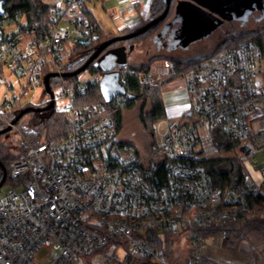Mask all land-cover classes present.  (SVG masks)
<instances>
[{
  "label": "built area",
  "instance_id": "2783aa9c",
  "mask_svg": "<svg viewBox=\"0 0 264 264\" xmlns=\"http://www.w3.org/2000/svg\"><path fill=\"white\" fill-rule=\"evenodd\" d=\"M97 1L50 2L56 22L39 38L20 31L23 16L0 15V122L16 129L5 120L13 110L52 100L68 125L57 141H22L25 150L6 169L0 166L1 186L8 180L14 188L0 197V264H173L165 254L167 239L187 246L182 264H202L207 238L225 239V226L264 217V209H250L234 189L214 187L199 164L234 156L245 187L263 188L264 162L252 165L264 154L261 47L244 40L182 75L185 115L162 121L158 137L140 152L116 134L104 106L82 100L102 72L67 83L50 77L52 98L35 100L44 76L64 73L70 50L87 41L83 14ZM173 68L166 62L164 71L149 70L138 80L160 85ZM59 83L56 94L52 86Z\"/></svg>",
  "mask_w": 264,
  "mask_h": 264
},
{
  "label": "trees",
  "instance_id": "16d2710c",
  "mask_svg": "<svg viewBox=\"0 0 264 264\" xmlns=\"http://www.w3.org/2000/svg\"><path fill=\"white\" fill-rule=\"evenodd\" d=\"M173 3L174 0H171L166 17L159 23L150 27L145 33L126 41L113 43L111 47H114L115 44L125 45V43L141 38L149 31L158 28V26L168 18L172 10ZM139 6L140 4L137 0V2L134 4V7L137 11L139 10ZM0 9L2 13H5L7 16H23L25 21L22 25H20V31L33 34L37 38L45 35L48 31V28L56 22L57 18L56 16L51 15L54 6L44 0H0ZM164 9V0H150L147 16L144 19H140L135 26L130 28L126 27L119 30L116 35H124L136 31L148 21L158 17ZM83 22L88 24L87 41L85 43L78 44L77 47L82 52L81 56L73 58L71 61H69V64L65 69L66 72H71L79 68L99 44L112 37L111 35L103 32L89 9L83 14ZM248 39H253L258 42L264 57V24H262L252 30H242L235 34H227L219 42L216 49L205 57L190 61L183 59L171 60V62L174 64V68L168 71L167 75L158 86L149 87L140 83L138 80V77L141 73L149 71V64L138 66H130L126 64V67L120 70V83L124 89L123 95H120L118 99L114 97L112 98L111 102L106 103L102 97L99 82H95L91 83L87 92L82 94V100L88 104L98 103L101 106H104L108 115H110L112 118L117 135L120 134L122 128L124 111L131 110L136 100L141 99L149 102L148 112H141L139 119L144 131L149 135L150 139H153L154 124L167 119L162 101V88L169 82L179 79L182 75L192 71L198 64L209 57L233 48L240 42ZM86 70H89L90 72H100L94 69L92 64H90ZM65 80L69 82L72 80V78H65ZM54 81V78L49 80L50 84ZM45 106H47V104H43L41 108ZM24 108H26V106H21L13 110L10 115L5 117V120L11 122ZM182 115H185V113ZM25 116H31L38 119L37 126L30 130L27 129L23 123V118ZM14 125L17 131L21 133V142L19 143L17 153L9 154L5 148V145L0 142V166L4 167L5 169L11 160L16 158L19 153L25 150L22 146V141L28 142L30 145H37L45 140L57 141L62 139L68 132L66 119L54 108L47 110L45 113L28 112L19 118ZM5 128V124L0 122V130ZM6 133L0 135V139ZM220 141L223 140L221 139ZM127 143L134 146L130 142ZM223 144L225 150L234 149V145L230 143ZM199 164L208 175L214 187H218L220 189L232 188L236 192L243 195L246 204L250 209H264V189L259 186L255 192H250L245 187L244 183L246 174L243 170V167L234 156L229 158L202 160L199 162ZM225 229L227 230L226 236L246 238V232L252 231L257 235H260L259 237L262 238L264 237V217L254 216L250 219L244 220L243 222H236L225 226ZM168 240L169 239H167L165 243V254L167 256H169L171 253L172 247V241ZM154 243L157 245L159 244V242L156 241H154ZM127 262L128 264H150L144 261V259H129ZM211 263L213 262L206 258L202 259V264ZM213 264L216 263L214 262Z\"/></svg>",
  "mask_w": 264,
  "mask_h": 264
},
{
  "label": "rangeland",
  "instance_id": "374dc122",
  "mask_svg": "<svg viewBox=\"0 0 264 264\" xmlns=\"http://www.w3.org/2000/svg\"><path fill=\"white\" fill-rule=\"evenodd\" d=\"M44 1L53 3L56 0ZM138 1L140 2V0ZM90 9L104 33L112 37L119 36L116 34L121 30L119 28L120 21H114L110 17L111 15L104 12L102 8L90 5ZM147 13L148 6L145 14H141L138 11L136 23L127 27L135 26L140 19H144L147 16ZM262 24H264V0H174L168 18L158 28L149 31L141 38L125 43L127 50L130 46L132 47L130 51H127V64L130 66L149 64V70L164 71L166 62L179 59L190 61L205 57L216 49L219 42L227 34H235L242 30H252ZM161 28L162 31L158 34ZM118 45L115 44L114 46ZM77 46L78 44H75L74 48L71 49L70 44L65 45L67 50L71 49L68 57L69 61L81 56L82 52ZM89 72V70H85L77 77L86 78L89 76ZM7 80L11 83L14 82L13 77H9ZM64 83H67L65 79ZM61 87L62 85L59 83L56 87L52 86V89L54 93L58 94ZM174 89L185 96L183 82L179 78L169 82L162 88V99L166 95L170 96ZM46 97L47 94L42 91L35 96V100L38 101ZM148 110L149 102L140 99L135 101L131 110L123 113L119 137L123 141L133 144L140 152H146L152 141L144 131L139 119L140 113H147ZM23 123L30 130L37 126L38 119L25 116ZM153 127L154 137L157 138L164 128V123L157 122ZM20 138L21 133L17 129H12L1 137L0 142L5 145L9 154H14L18 151V146L21 142ZM263 162L264 154H257L252 165L253 167H258ZM12 189H14L13 185L7 180L0 187V197ZM259 236L249 231L246 232V238L226 236L225 241L232 244L237 243L246 252L248 251L250 264H264V237L261 238ZM212 240L207 238L206 244L210 245L213 242ZM171 249L167 259L172 261L173 264H182L187 254V246L176 240L173 242ZM41 255L39 256L41 257ZM215 263L222 264L219 262Z\"/></svg>",
  "mask_w": 264,
  "mask_h": 264
},
{
  "label": "water",
  "instance_id": "95a60500",
  "mask_svg": "<svg viewBox=\"0 0 264 264\" xmlns=\"http://www.w3.org/2000/svg\"><path fill=\"white\" fill-rule=\"evenodd\" d=\"M171 0H164L165 9L163 12L156 18L148 21L146 24L138 28L136 31L130 32L128 34L114 36L101 44H99L96 49L92 52V54L87 58V60L76 70L71 72H64L61 74H47L44 76V92L49 95L50 99L52 98V92L50 90L49 86V78L50 77H63V78H71L74 76L79 75L83 71L86 70V68L92 64L93 68L102 72L101 79L99 81V87L102 94V97L104 98V101L106 103L111 102L112 98H114L117 95H123L124 89L120 83V70L126 67L127 64V52L126 48L124 46H120L114 49H109L106 52H104L102 55H100L107 47L112 45L113 43L119 42V41H126L129 40L135 36L141 35L145 33L150 27L153 25L159 23L161 20H163L169 10ZM2 14V11L0 9V15ZM132 47L130 46L128 48V51H130ZM53 106L52 100L47 104V106L43 108H32L27 107L22 109L17 116L11 121V124H15V122L21 118L23 115H25L28 112H34V113H40L42 111L50 110ZM10 131V126H7L5 129L0 130V135ZM2 168V166H1ZM3 170V168H2ZM5 178V173L3 172L2 180L0 182V186Z\"/></svg>",
  "mask_w": 264,
  "mask_h": 264
},
{
  "label": "crops",
  "instance_id": "0c3cea01",
  "mask_svg": "<svg viewBox=\"0 0 264 264\" xmlns=\"http://www.w3.org/2000/svg\"><path fill=\"white\" fill-rule=\"evenodd\" d=\"M149 1L150 0H140V6L138 10L139 13L145 14ZM91 6L102 8L104 12L111 15L110 17L114 21H120V29L130 25H134L138 20V11L135 10L131 5V0H100L92 4ZM89 11L92 13L90 6ZM95 20L101 27L96 18ZM162 101L166 118H179L187 109L186 96L178 93L176 89L172 90V94L170 96L166 95V97H164ZM255 178L258 181L257 176H255ZM225 240L226 239L216 237L213 238V242L210 245L206 246V258L208 260L219 262L222 264H250V259L247 253L248 251L246 252V250L241 245L239 246V244L237 243L232 244L228 243Z\"/></svg>",
  "mask_w": 264,
  "mask_h": 264
},
{
  "label": "flooded vegetation",
  "instance_id": "af4514ba",
  "mask_svg": "<svg viewBox=\"0 0 264 264\" xmlns=\"http://www.w3.org/2000/svg\"><path fill=\"white\" fill-rule=\"evenodd\" d=\"M160 31H162V30H160ZM160 31L158 32V34H160ZM120 46H124V47H126L125 45H118V46H114V47H107L100 55H102L104 52H106L107 50H109V49H114V48H117V47H120ZM128 50L126 49V52H127ZM43 108V107H42ZM47 111V110H46ZM46 111H42V112H40V113H45Z\"/></svg>",
  "mask_w": 264,
  "mask_h": 264
}]
</instances>
